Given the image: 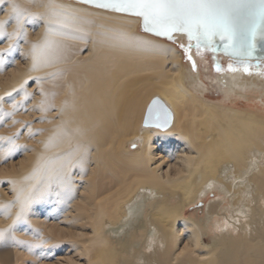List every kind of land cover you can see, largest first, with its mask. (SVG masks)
Segmentation results:
<instances>
[{
	"label": "bare ground",
	"instance_id": "6f19581e",
	"mask_svg": "<svg viewBox=\"0 0 264 264\" xmlns=\"http://www.w3.org/2000/svg\"><path fill=\"white\" fill-rule=\"evenodd\" d=\"M0 21L20 32L0 37V264H264L263 71H204L186 35L77 0H6ZM154 96L166 128L143 125Z\"/></svg>",
	"mask_w": 264,
	"mask_h": 264
},
{
	"label": "snow or ice",
	"instance_id": "6c2138e0",
	"mask_svg": "<svg viewBox=\"0 0 264 264\" xmlns=\"http://www.w3.org/2000/svg\"><path fill=\"white\" fill-rule=\"evenodd\" d=\"M6 0H0L4 4ZM85 4H94L99 8L111 9L116 12L127 13L140 17L146 32L156 36L173 39L174 34L187 36L189 43L181 45L188 59L192 60L190 52L195 41L197 52L203 47L213 52L222 46L224 51L234 57L243 65V70L248 72L251 61L257 64L264 61V0H80ZM26 13L13 5V19L18 30L22 28V22ZM71 14L53 9L48 21L49 33L64 34L69 27ZM9 21H0V37H13L20 34L19 31L9 34L5 29ZM2 55V54H0ZM34 60L37 63H46L47 58L43 50L33 46ZM3 61L0 59V64ZM195 67V62L193 61ZM229 69L236 71L232 65ZM220 68L217 66V71ZM15 107V105H14ZM7 115H11L8 113ZM152 111H149V118ZM167 121L165 120V124ZM158 127L163 126L157 124ZM0 140L8 141L10 152L15 146L14 141L8 137H0ZM34 189H20L18 202L21 210L30 201ZM5 214L7 210H4ZM17 219H20L18 216ZM10 230H0V242L8 238ZM40 246V245H34ZM32 247V246H30Z\"/></svg>",
	"mask_w": 264,
	"mask_h": 264
},
{
	"label": "water",
	"instance_id": "95a60500",
	"mask_svg": "<svg viewBox=\"0 0 264 264\" xmlns=\"http://www.w3.org/2000/svg\"><path fill=\"white\" fill-rule=\"evenodd\" d=\"M77 1H80V0H77ZM89 5L95 6L94 4H89ZM104 9H106V8H104ZM107 10H111V9H107ZM141 26L144 29L142 19H141ZM149 33H151V32H149ZM151 34L155 35L154 33H151ZM158 37L168 39L167 37H162V36H158ZM168 40H173V39H168ZM188 43H189V41H188ZM192 43H193V47H192V49H193V48H195V41H193ZM215 53H218L221 56H224L226 58L236 60L234 57H232L228 53H226L222 46L218 45L217 51H215ZM262 55H264V54H262ZM250 63L252 66L259 65V64H257V62L255 60L251 61ZM217 66H219V65H215L214 68L217 69ZM150 110L152 111V117L151 118H149V111ZM172 119H173V113H172L171 109L167 106V104L159 96H154L147 106L145 116L143 119V125L144 126L158 127L157 124H160L163 126H160L159 128H166L171 124ZM165 120L167 121L166 124H165Z\"/></svg>",
	"mask_w": 264,
	"mask_h": 264
},
{
	"label": "rangeland",
	"instance_id": "374dc122",
	"mask_svg": "<svg viewBox=\"0 0 264 264\" xmlns=\"http://www.w3.org/2000/svg\"><path fill=\"white\" fill-rule=\"evenodd\" d=\"M78 2V1H77ZM85 4V3H84ZM100 9H102V10H107V9H104V8H100ZM107 11H110V10H107ZM113 12H116V11H113ZM116 13H118V12H116ZM120 13V12H119ZM142 31V30H141ZM159 39H161V40H163V38H159ZM164 41H168L167 39H165ZM181 45H187V43H184V44H181ZM181 45H180V48L183 50V54L185 55V57H186V60H189L187 57H188V55H189V53H186L185 52V50H184V48H182L181 47ZM194 49V48H193ZM192 49V50H193ZM191 50V51H192ZM200 56L201 57H199L200 58V63H201V68L202 69H204V71H207V69L205 68L206 66H204L205 64L206 65H209V63H211L210 65L212 66L211 67V69L210 70H213L214 71V73H216V72H219V71H221V70H224V69H226V70H228L229 69V65H232V66H236V67H238V68H241V67H243V65L242 64H240L237 60H233V59H230V58H226V57H224V56H221L220 54H218V53H215V52H212L211 50H208V49H205V48H201L200 49ZM190 54H191V52H190ZM209 61V62H208ZM215 65H219V67H220V70L219 71H217V69H215L214 68V66ZM251 68H255V69H259L260 71H263L264 72V61H262L261 63H259V65H257V66H252L251 65ZM205 80L206 81H208V83H210L211 81V83H213L214 81H213V79H206L205 78ZM214 84V83H213ZM217 87L214 85H211V87H210V89H209V91L210 92H213V93H216V92H218L217 90H218V88L216 89ZM11 152H14V151H11ZM11 157L12 158H14L15 157V154H13V153H11ZM200 207H203L202 205L201 206H197V207H195V208H200ZM193 209H190V211H192ZM198 211V210H197ZM199 215H201V212L199 211V213H198Z\"/></svg>",
	"mask_w": 264,
	"mask_h": 264
}]
</instances>
